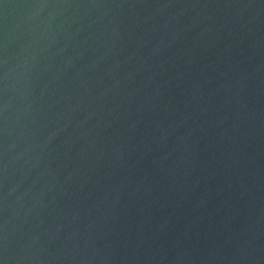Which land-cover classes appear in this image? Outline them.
Here are the masks:
<instances>
[{
    "label": "water",
    "instance_id": "95a60500",
    "mask_svg": "<svg viewBox=\"0 0 264 264\" xmlns=\"http://www.w3.org/2000/svg\"><path fill=\"white\" fill-rule=\"evenodd\" d=\"M0 264H264V0H0Z\"/></svg>",
    "mask_w": 264,
    "mask_h": 264
}]
</instances>
